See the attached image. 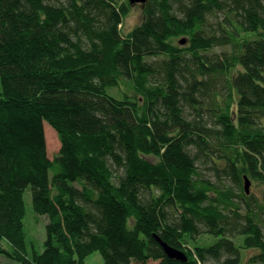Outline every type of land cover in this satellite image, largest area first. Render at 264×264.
Returning a JSON list of instances; mask_svg holds the SVG:
<instances>
[{
  "label": "trees",
  "instance_id": "trees-1",
  "mask_svg": "<svg viewBox=\"0 0 264 264\" xmlns=\"http://www.w3.org/2000/svg\"><path fill=\"white\" fill-rule=\"evenodd\" d=\"M142 5L123 34L130 0H0V255L264 264V0Z\"/></svg>",
  "mask_w": 264,
  "mask_h": 264
},
{
  "label": "rangeland",
  "instance_id": "rangeland-1",
  "mask_svg": "<svg viewBox=\"0 0 264 264\" xmlns=\"http://www.w3.org/2000/svg\"><path fill=\"white\" fill-rule=\"evenodd\" d=\"M130 3H131V9L127 12V16H125L124 22L119 27L123 31V34L132 31V29H134L138 25L137 23L141 21L143 14L141 10L143 5L141 3H137V2L133 3L131 2V0ZM221 19L222 18H220L219 20L221 21ZM180 44L182 48H185L186 44L185 45H183L182 43ZM113 94H115L116 97L119 98L118 92ZM208 100H213V99L209 98ZM219 102L220 100L218 101V103ZM44 131L47 138L48 156H50V158L53 159L55 157V154L58 153L62 147L60 145L59 136L49 124H45ZM25 200H26L25 202L26 218L24 222H25L27 243L29 245V249L34 248L39 253L43 250V244L46 238L45 227L48 224V220L46 217L41 216L34 210L29 192L25 195ZM201 242L204 241L201 240ZM1 244L5 249L9 251L12 250L11 245L7 241L3 240L1 241ZM0 260L2 261L3 264H18L15 261L3 255H0ZM86 262L87 264H105L102 259V256L98 252L93 253L91 256H89V258L86 259Z\"/></svg>",
  "mask_w": 264,
  "mask_h": 264
},
{
  "label": "water",
  "instance_id": "water-1",
  "mask_svg": "<svg viewBox=\"0 0 264 264\" xmlns=\"http://www.w3.org/2000/svg\"><path fill=\"white\" fill-rule=\"evenodd\" d=\"M146 1L147 0H131V2H133V3L137 2V3H141V4H145ZM181 43L185 44L184 41H182ZM249 188H250V183L248 182L246 185L247 192H249ZM158 241H159L161 247L164 248L167 257L172 258L174 260H182V261L187 260L184 253H182L180 250H176L175 248L170 247L168 244L164 243L159 237H158Z\"/></svg>",
  "mask_w": 264,
  "mask_h": 264
}]
</instances>
